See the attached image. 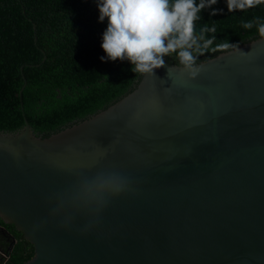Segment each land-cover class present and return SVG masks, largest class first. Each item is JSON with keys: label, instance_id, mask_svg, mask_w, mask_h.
Returning <instances> with one entry per match:
<instances>
[{"label": "water", "instance_id": "obj_1", "mask_svg": "<svg viewBox=\"0 0 264 264\" xmlns=\"http://www.w3.org/2000/svg\"><path fill=\"white\" fill-rule=\"evenodd\" d=\"M163 59L50 135L25 116L0 130V220L33 245L23 264H264V37L194 79Z\"/></svg>", "mask_w": 264, "mask_h": 264}, {"label": "trees", "instance_id": "obj_2", "mask_svg": "<svg viewBox=\"0 0 264 264\" xmlns=\"http://www.w3.org/2000/svg\"><path fill=\"white\" fill-rule=\"evenodd\" d=\"M212 9H221L211 15ZM96 0H0V130L17 131L25 116L37 135L47 136L104 108L127 92L141 73L127 60H101L107 19L98 20ZM195 30L215 26L213 47L240 44L259 36L242 27L256 17L264 22V5L229 12L225 0L200 13ZM223 51L208 50L197 62ZM178 63L175 54L166 56ZM21 96L18 92L21 86ZM15 243L0 264H23L33 245L12 224Z\"/></svg>", "mask_w": 264, "mask_h": 264}, {"label": "clouds", "instance_id": "obj_3", "mask_svg": "<svg viewBox=\"0 0 264 264\" xmlns=\"http://www.w3.org/2000/svg\"><path fill=\"white\" fill-rule=\"evenodd\" d=\"M218 0H96L98 20L107 19L100 47L105 56L101 60H127L133 72L152 75L153 70L164 65V57L176 55L179 64L186 70L189 79L201 71L197 64L199 55L208 50L237 49V45L223 42L213 47L215 26L195 30V22L201 19L203 9ZM229 12L246 11L264 5V0H225ZM221 9H212L215 15ZM258 29L264 37V22L256 17L242 22V27ZM242 52V51H241ZM243 53V52H242ZM170 91L169 89H166ZM101 188L119 191L123 181L115 178H98Z\"/></svg>", "mask_w": 264, "mask_h": 264}, {"label": "flooded vegetation", "instance_id": "obj_4", "mask_svg": "<svg viewBox=\"0 0 264 264\" xmlns=\"http://www.w3.org/2000/svg\"><path fill=\"white\" fill-rule=\"evenodd\" d=\"M15 243L12 233L0 227V260L5 261L8 253Z\"/></svg>", "mask_w": 264, "mask_h": 264}]
</instances>
